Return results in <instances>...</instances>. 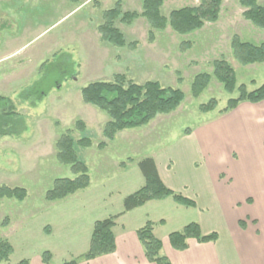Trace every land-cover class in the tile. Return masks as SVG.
<instances>
[{"label": "rangeland", "instance_id": "rangeland-1", "mask_svg": "<svg viewBox=\"0 0 264 264\" xmlns=\"http://www.w3.org/2000/svg\"><path fill=\"white\" fill-rule=\"evenodd\" d=\"M117 1L123 12L141 14L142 0H0V98L14 104L26 126L17 139L0 138V187L26 191L22 202L0 199V241L9 242L13 249L9 260L1 264L40 263L44 252L52 255L51 264L80 257L87 251L91 221L122 210L124 198L138 190L139 161L167 158L175 169L179 167V149L191 142L184 137L186 130L213 123L231 126L217 147L214 167L219 173L238 174L243 165L264 157V141L258 138L264 135L262 113L256 108L219 113L238 97L239 86L252 92L264 84V63L243 67L231 54L233 36L255 45L264 43V31L243 18L238 1L223 0L215 23L185 36L167 27L155 32L153 42L148 41L149 28L143 18L129 26L117 23L126 43L136 44L134 50L102 42L97 31L102 13ZM198 4L199 0H163L161 12L168 16L175 9ZM259 4L264 6V0ZM182 43L191 46L183 52ZM219 59L235 71L232 94L212 76V63ZM202 73L209 74L211 81L195 99L190 86ZM116 74L137 84L153 81L179 89L184 101L171 114L158 115L147 126L122 131L112 142H105L102 128L108 117L83 104L80 90L93 82H109ZM211 99L217 101L216 109L200 113L199 106ZM77 121L85 124V136L92 142L87 149L76 147L88 169L89 192L47 202L45 193L55 179L73 178L68 167L57 163L55 144L66 130L73 131L74 140L80 138L73 130ZM102 142L107 146L99 149ZM258 142L263 149L254 153ZM121 163L128 166L126 172L121 171ZM105 199L109 205H101ZM207 213L214 214L212 209ZM76 253L80 256L73 257Z\"/></svg>", "mask_w": 264, "mask_h": 264}, {"label": "trees", "instance_id": "trees-1", "mask_svg": "<svg viewBox=\"0 0 264 264\" xmlns=\"http://www.w3.org/2000/svg\"><path fill=\"white\" fill-rule=\"evenodd\" d=\"M244 9L243 18L253 27L264 31V6L259 0H237ZM223 0H199L194 7H183L171 11L168 16L162 15L163 0H142L141 14L136 12H123L121 3L117 1L114 6L102 13V23L97 27L101 41L115 48H128L134 50L135 43L127 44L123 34L116 24L131 25L139 17L143 18L149 28L148 41L153 42L155 32H160L169 27L173 33L185 36L198 31L207 23H215L221 11ZM189 43H182L184 52L190 48ZM231 54L234 61L246 67L264 63V43L255 45L242 41L238 36H233L230 43ZM212 76L222 86L226 93L232 94L236 88L234 69L224 60H215L212 63ZM211 76L207 73L194 77L190 92L193 98H198L208 87ZM238 97L230 99L227 106L220 114L235 110L241 103L259 104L264 101V84L258 89L247 92L244 85L238 87ZM83 104L94 107L104 112L108 121L102 128V137L105 142H112L115 136L125 130H133L147 126L158 115H168L176 111L184 101V94L179 89L163 87L158 82L147 81L137 84L128 80L122 74H116L112 80L97 81L88 84L80 90ZM217 107V101L211 99L207 104L199 106L200 113L212 112ZM81 136L74 140L73 131L66 130L56 141V161L59 165L68 167L73 178H57L52 187L45 193L44 199L53 203L65 200L76 193L87 189L90 185L88 169L77 155L76 147L87 149L92 146L88 136H85V124L77 121L74 129ZM26 131L25 118L20 115L14 104L9 99L0 98V138H19ZM190 133L185 131V135ZM102 142L99 149H104L107 144ZM131 162V161H130ZM125 168V163L120 164ZM137 168L144 179V184L136 192L128 195L123 200L121 213L109 216L104 220L94 222L87 251L78 258H72L61 264H78L79 260L86 262L98 257L111 255L115 252L116 244L113 228L116 220L127 212L135 210L152 201H172L186 209L196 207V203L167 188L161 181L155 161L152 158L142 159L137 163ZM15 199L22 202L26 198V191L21 188L0 187V199ZM159 224H163L160 221ZM239 226L244 229L245 224L239 221ZM155 223L146 222L136 231V237L141 247L145 260L150 264H171L161 254L162 243L154 234ZM48 232V230L46 231ZM218 239L217 233L204 235L199 224L192 222L180 231L168 235L171 248L183 252L188 247L189 240L200 244L214 243ZM13 249L9 242L0 241V264L9 260ZM42 264H51L52 255L49 252L41 254ZM17 264H29L23 260Z\"/></svg>", "mask_w": 264, "mask_h": 264}, {"label": "crops", "instance_id": "crops-1", "mask_svg": "<svg viewBox=\"0 0 264 264\" xmlns=\"http://www.w3.org/2000/svg\"><path fill=\"white\" fill-rule=\"evenodd\" d=\"M251 108H256L264 115V101L252 105L241 103L232 111L249 112ZM229 128L231 129V126L225 123H213L190 131L184 137L191 142H186L185 148L179 149L177 169L170 159L152 157L163 184L172 191L194 200L195 208L186 209L169 198L164 201H152L127 212L116 220L113 228L115 252L89 262L79 260L78 264H150L145 260L143 248L136 237V231L148 221L155 223L153 234L162 243L161 254L171 264H264V157L255 159L262 166L255 165L257 161L253 164L251 162L250 165H243L238 174L217 172L214 167L217 165V147L229 132ZM258 138L264 141V135H259ZM262 149L258 142L254 153ZM127 168L128 166L121 171L126 172ZM135 174L138 176L136 189H139L144 180L141 174L140 177ZM89 187L80 192H87V196ZM106 201L107 199L101 201V205H109L110 202ZM209 209L213 210V215H208ZM121 211L107 217L117 215ZM96 221L99 220L91 221V231ZM160 221H163V224H159ZM239 221L245 224L244 229L239 226ZM192 222L199 224L204 235L217 233V241L200 244L189 240L185 251L173 250L168 235L180 231ZM79 253L73 257L80 256ZM68 260L70 258L67 257L66 261ZM36 264L42 263L40 261Z\"/></svg>", "mask_w": 264, "mask_h": 264}]
</instances>
